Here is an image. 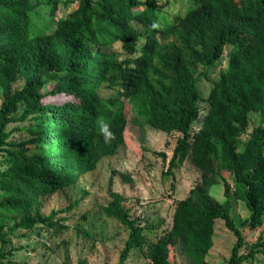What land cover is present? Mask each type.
I'll list each match as a JSON object with an SVG mask.
<instances>
[{
  "label": "trees",
  "instance_id": "1",
  "mask_svg": "<svg viewBox=\"0 0 264 264\" xmlns=\"http://www.w3.org/2000/svg\"><path fill=\"white\" fill-rule=\"evenodd\" d=\"M52 1L54 6L57 0L41 4ZM190 1L194 4L186 14L164 27L158 0H74L76 7L68 16L40 27L43 14L30 0H0V84L4 89L0 151L8 161V168H0L2 243L9 242L13 231L4 230L10 224L29 231L47 223L37 207L41 196L59 191L68 177L95 170L104 157L127 144L126 100L139 99L146 105L137 114L153 128L183 134L171 164L185 155L192 124L199 116L192 72L199 63H217L232 46L230 66L210 92L209 111L191 144L203 182L195 196L178 203L173 230L159 240L151 257L153 264H171L170 246L178 241L187 259L197 263L212 245L216 220H223L238 239L227 264H243L264 254L262 237L248 253L240 251L246 243L243 229L231 216V202L215 205L207 196L219 174L212 155L219 152L250 208L244 227L264 225V126L252 132L242 154L236 151L237 137L246 132L250 114L261 113L264 118V0ZM131 22L150 32L136 58L132 56L137 54L141 32ZM157 32L176 38L163 43L156 38ZM116 43L121 44L124 60L111 55L103 63L93 55L95 48ZM19 76L26 78V84L14 92L10 82ZM44 77L56 83L47 93L42 92ZM62 94L75 101L43 102ZM21 104L24 109L17 116ZM98 118L107 121L115 134L110 143L99 133ZM26 121L30 125L19 128L26 139L9 141L8 125ZM105 213L130 230L119 261L125 264L132 249L140 245L142 231L119 200ZM15 250L1 245L0 264H13L9 258Z\"/></svg>",
  "mask_w": 264,
  "mask_h": 264
},
{
  "label": "rangeland",
  "instance_id": "2",
  "mask_svg": "<svg viewBox=\"0 0 264 264\" xmlns=\"http://www.w3.org/2000/svg\"><path fill=\"white\" fill-rule=\"evenodd\" d=\"M43 14L39 26L49 21L51 26L59 19L74 11V0H57L41 4L42 0H30ZM144 1V0H143ZM160 7V25L171 24L178 17L186 14L193 6L190 0H158ZM53 7V8H51ZM51 8V10H50ZM54 18H52V17ZM53 21V23H52ZM141 32L137 54L150 35L141 24L130 23ZM156 38L163 43H171L176 36H167L157 32ZM233 51L228 46L223 57L215 64L208 66L199 63L192 74L198 92L197 107L199 116L192 124L190 146L186 154L171 164L178 141L183 134L178 131L166 133L150 126L137 114L146 105L139 99L126 100L125 113L128 119L126 145L120 146L113 155L104 157L97 168L78 177L64 179L65 186L59 191L43 195L37 205L40 214L47 223H38L32 230L14 229L13 224L4 230L13 231L9 242L2 243L8 250H13L10 260L13 264H119L121 253L130 237V230L115 216L105 213V208L117 200L130 214L137 227H140V245L132 249L125 264H153L151 253L157 243L173 230L175 213L179 202L197 194V187L203 182V172L195 162L193 148L196 135L202 130L205 116L210 105L208 98L215 84L230 66L229 54ZM101 62L106 63L114 57L122 61L125 54L120 43L103 48H95ZM51 73H58L53 70ZM53 78L44 77L43 93H47L56 84ZM155 89L159 84L154 79ZM26 78L19 76L11 80L14 92L21 91ZM75 101L66 95L49 96L44 103H63ZM4 102V89L0 84V109ZM132 107V109H131ZM24 105L21 104L17 116H21ZM29 121L11 123L6 132L9 141L26 139V133L19 128L30 125ZM260 126H264L261 113L253 112L249 116L246 132L236 140V151L243 153L249 143L250 135ZM32 147L31 149H33ZM36 152V149L32 150ZM221 153L214 152L212 157L217 174L216 183L209 189L207 196L210 202L223 206L231 202V216L235 224L243 229L245 245L240 249L244 254L259 242H264V225L258 229L244 227L250 219L251 211L242 199L235 185V174L224 163ZM0 168H8L7 154L0 151ZM228 192V195H227ZM49 220V221H48ZM212 245L206 255L197 263L188 260L178 241L170 246L171 264H227L237 243V236L227 229L223 220H216L213 226ZM13 228V229H12ZM18 250V251H17ZM243 264H264V254H258L254 260H245Z\"/></svg>",
  "mask_w": 264,
  "mask_h": 264
},
{
  "label": "clouds",
  "instance_id": "3",
  "mask_svg": "<svg viewBox=\"0 0 264 264\" xmlns=\"http://www.w3.org/2000/svg\"><path fill=\"white\" fill-rule=\"evenodd\" d=\"M97 125L99 128V133L104 138L105 143H110L115 139V134L111 131L110 124L103 118L97 119Z\"/></svg>",
  "mask_w": 264,
  "mask_h": 264
}]
</instances>
